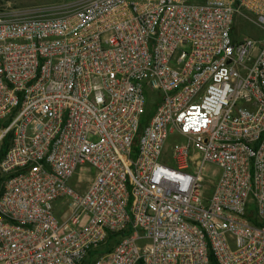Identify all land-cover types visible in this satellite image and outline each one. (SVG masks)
Returning a JSON list of instances; mask_svg holds the SVG:
<instances>
[{
  "label": "built area",
  "instance_id": "obj_1",
  "mask_svg": "<svg viewBox=\"0 0 264 264\" xmlns=\"http://www.w3.org/2000/svg\"><path fill=\"white\" fill-rule=\"evenodd\" d=\"M88 261L264 264V0L0 7V264Z\"/></svg>",
  "mask_w": 264,
  "mask_h": 264
},
{
  "label": "rangeland",
  "instance_id": "obj_2",
  "mask_svg": "<svg viewBox=\"0 0 264 264\" xmlns=\"http://www.w3.org/2000/svg\"><path fill=\"white\" fill-rule=\"evenodd\" d=\"M82 1L84 0H0V7L22 14H55L73 11ZM235 31L243 39H257L261 35L251 22L241 18L236 20ZM215 173H219L218 169L207 165L205 174L215 177Z\"/></svg>",
  "mask_w": 264,
  "mask_h": 264
},
{
  "label": "trees",
  "instance_id": "obj_3",
  "mask_svg": "<svg viewBox=\"0 0 264 264\" xmlns=\"http://www.w3.org/2000/svg\"><path fill=\"white\" fill-rule=\"evenodd\" d=\"M118 241V237L114 236V235H110L107 241V244L105 245V247L103 248V251H108L110 250L114 245L115 242ZM94 256V253L91 255V257ZM90 262L88 261L87 264H89ZM213 264H215V262H213Z\"/></svg>",
  "mask_w": 264,
  "mask_h": 264
}]
</instances>
